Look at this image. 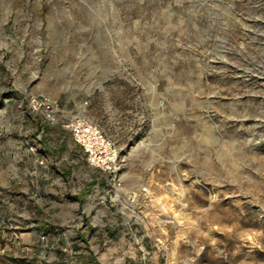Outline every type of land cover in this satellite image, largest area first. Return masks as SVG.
I'll list each match as a JSON object with an SVG mask.
<instances>
[{"label":"rangeland","instance_id":"374dc122","mask_svg":"<svg viewBox=\"0 0 264 264\" xmlns=\"http://www.w3.org/2000/svg\"><path fill=\"white\" fill-rule=\"evenodd\" d=\"M82 115L122 189L85 157L105 199L91 216L0 195V264H77L59 235L88 224L104 264H264V0H0V170L9 145ZM32 219L62 233L19 251L12 226Z\"/></svg>","mask_w":264,"mask_h":264},{"label":"crops","instance_id":"0c3cea01","mask_svg":"<svg viewBox=\"0 0 264 264\" xmlns=\"http://www.w3.org/2000/svg\"><path fill=\"white\" fill-rule=\"evenodd\" d=\"M44 131L40 130L38 136L31 140L35 144L33 146L14 144L6 148L15 164L6 172L0 170V195H5L6 192L20 197L26 195L28 199L36 198L41 205L60 203L63 208H70L66 216L62 217L68 220L76 218L81 209L84 215L91 216L95 213L97 205L105 200L101 194L96 196L91 192L100 185L92 176L96 175V171L91 169V175L87 170L81 173L82 164H86V155L69 130L63 127L57 128L56 131L47 129L45 136ZM84 203H88L87 208L83 207ZM103 214L106 215V212ZM17 216L22 217L21 214ZM24 217L27 218L26 215ZM31 217L32 215H28V218ZM1 223L6 224L3 220ZM25 225V228L12 226L13 230L24 232L20 233L19 243L13 245L19 251L22 250L21 246H26L23 250L28 251L31 247H43L44 238L57 242L55 235L62 233L59 229L52 230L46 220L32 219L25 222ZM96 233V228L88 224L77 228V232L67 231L59 236L62 239H72V251L77 264H97V261L104 264L103 261L112 256L113 247L109 241L103 244L99 242ZM2 234L4 233L0 229V237ZM101 246L105 249L102 258L93 257L92 254L95 256Z\"/></svg>","mask_w":264,"mask_h":264},{"label":"built area","instance_id":"2783aa9c","mask_svg":"<svg viewBox=\"0 0 264 264\" xmlns=\"http://www.w3.org/2000/svg\"><path fill=\"white\" fill-rule=\"evenodd\" d=\"M29 107L33 112L42 113L47 122L55 121L58 107L48 99L32 97ZM66 129L70 131L75 142L84 151L88 163L92 167L109 173L111 182L114 183L117 191H120L122 184L118 176L121 168V155L102 129L84 116L73 118Z\"/></svg>","mask_w":264,"mask_h":264},{"label":"bare ground","instance_id":"6f19581e","mask_svg":"<svg viewBox=\"0 0 264 264\" xmlns=\"http://www.w3.org/2000/svg\"><path fill=\"white\" fill-rule=\"evenodd\" d=\"M83 116V115H82Z\"/></svg>","mask_w":264,"mask_h":264}]
</instances>
